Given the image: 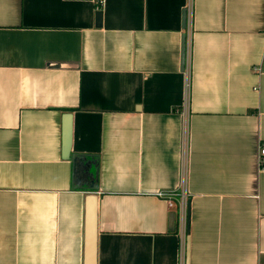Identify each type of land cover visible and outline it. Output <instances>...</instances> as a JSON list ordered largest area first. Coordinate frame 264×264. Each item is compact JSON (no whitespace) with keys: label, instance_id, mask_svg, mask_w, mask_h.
I'll return each mask as SVG.
<instances>
[{"label":"crops","instance_id":"1","mask_svg":"<svg viewBox=\"0 0 264 264\" xmlns=\"http://www.w3.org/2000/svg\"><path fill=\"white\" fill-rule=\"evenodd\" d=\"M261 146L264 0H0V264H85L91 194L95 264H264Z\"/></svg>","mask_w":264,"mask_h":264},{"label":"water","instance_id":"2","mask_svg":"<svg viewBox=\"0 0 264 264\" xmlns=\"http://www.w3.org/2000/svg\"><path fill=\"white\" fill-rule=\"evenodd\" d=\"M185 21V20H184ZM99 24V22L97 23ZM184 22V26H185ZM187 34L184 32L181 36L180 44V69H185ZM71 114L64 116L62 130V157L70 159L72 164L73 184L80 187V182H88V189L95 190L97 187V178L92 173V162L85 155L71 153ZM96 195L91 194L88 197L85 214V237H84V255L85 264H95L96 261V236H97V199Z\"/></svg>","mask_w":264,"mask_h":264},{"label":"built area","instance_id":"3","mask_svg":"<svg viewBox=\"0 0 264 264\" xmlns=\"http://www.w3.org/2000/svg\"><path fill=\"white\" fill-rule=\"evenodd\" d=\"M191 16H192V10H191V7L189 5L188 9H187V29H188V31L190 29ZM188 31H187V33H188ZM259 153H260V156H264V146L260 147V152ZM183 237H184V235L181 236V243H180L181 259H182V254H183V250H184V238Z\"/></svg>","mask_w":264,"mask_h":264}]
</instances>
